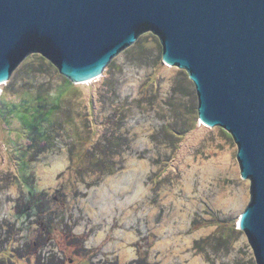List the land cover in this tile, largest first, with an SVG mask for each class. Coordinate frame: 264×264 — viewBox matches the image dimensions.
Wrapping results in <instances>:
<instances>
[{"label": "rangeland", "instance_id": "rangeland-1", "mask_svg": "<svg viewBox=\"0 0 264 264\" xmlns=\"http://www.w3.org/2000/svg\"><path fill=\"white\" fill-rule=\"evenodd\" d=\"M162 55L159 37L145 32L101 78L73 84L33 53L0 86L3 264H188L187 254L206 264H258L238 227L251 201L238 144L222 127L200 121L187 70L171 66L175 74L166 87L170 67ZM149 122L150 146L134 134ZM59 156L67 158L66 168L55 185L43 186L41 168L51 169ZM131 157L150 161L144 182L150 192L111 216L110 205L100 208L99 190L107 177L127 169ZM205 165L218 169L209 179L203 178ZM188 181L194 183L190 193ZM246 181L241 208L226 212L212 202L219 192L234 196ZM202 229L212 230L185 244ZM121 230L136 235L127 244L136 253L131 261L123 262L112 246L127 243ZM101 231L106 235L97 240Z\"/></svg>", "mask_w": 264, "mask_h": 264}, {"label": "water", "instance_id": "water-1", "mask_svg": "<svg viewBox=\"0 0 264 264\" xmlns=\"http://www.w3.org/2000/svg\"><path fill=\"white\" fill-rule=\"evenodd\" d=\"M149 31L194 82L200 121L238 144L251 181L238 227L264 264V0H0V86L33 53L91 82Z\"/></svg>", "mask_w": 264, "mask_h": 264}, {"label": "bare ground", "instance_id": "bare-ground-1", "mask_svg": "<svg viewBox=\"0 0 264 264\" xmlns=\"http://www.w3.org/2000/svg\"><path fill=\"white\" fill-rule=\"evenodd\" d=\"M169 67H170V70H168L165 75L167 77L166 87L170 85V82H171L170 79L172 75L175 74V69H176L175 67H171L170 65ZM85 83H88V82H85ZM150 126H151V122L148 123L147 128L145 130H141L138 127L134 129V134L135 133L141 134V135L143 134L141 136V141L139 143L142 142L143 145L151 144V140L149 136L150 134L149 131L151 130ZM67 164H68L67 158L64 156H59L57 160L55 161V163H53V166L51 169L41 168L42 173L45 178L44 179L45 183H43V186L44 185L45 186L55 185L56 175L61 170H64ZM126 167L127 169L125 171L115 176L107 177L106 180L101 185V188L99 190L100 197H101L100 202H102L100 204V208L108 210V207L110 205L112 207V209H109L111 216L117 215V212L115 209L118 208L119 210L123 211V209L127 207L129 204H132L135 201L144 200L146 197V194L150 192V187H146L144 183L148 177V174L150 173L152 169L150 161L148 159L139 160L136 157L135 158L131 157V158H128ZM217 170L218 169L216 170L213 169L212 165H205L203 167V176H204L203 178L204 179L211 178L213 174L214 175L216 174ZM192 183H193L192 181L187 182V186L189 189L188 193L191 192L192 185L194 184ZM247 183L248 181L242 184L243 186L239 190L235 191L234 196L230 194H225L223 192H219L216 198H214L212 202L216 206L223 208L226 212H228L229 209L235 210V209H238L239 207L241 208V206L243 205V202L247 200V193H246ZM203 186H204V183H203ZM190 207H193V206H190ZM193 208L191 209L189 208L190 213L194 211ZM185 218L188 220L190 224L191 217H189L188 219V216L185 215ZM211 230L212 229H202L194 233L193 235L186 238L187 241L185 244L190 246L193 239H197L200 236H203L204 234L209 233ZM117 234L119 235L120 239L126 240L127 243L125 244V243H121L120 241H117L112 245L114 247L113 249L119 251V255L121 256V259L123 262L131 261L136 256L135 255L136 253L134 251V248L129 247L127 244L133 242V240L136 238V235H134L132 232H126L123 230L119 231ZM105 235H106V231H101L100 234L98 235L97 240H102L105 237ZM183 258L189 260L188 264H206L205 260L200 256L193 258L191 254H187L183 256ZM182 262H184V260H182Z\"/></svg>", "mask_w": 264, "mask_h": 264}, {"label": "trees", "instance_id": "trees-1", "mask_svg": "<svg viewBox=\"0 0 264 264\" xmlns=\"http://www.w3.org/2000/svg\"><path fill=\"white\" fill-rule=\"evenodd\" d=\"M6 251H8V250H6ZM12 251H13V250H12ZM2 262H3V261H0V264H3Z\"/></svg>", "mask_w": 264, "mask_h": 264}]
</instances>
